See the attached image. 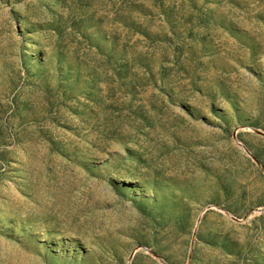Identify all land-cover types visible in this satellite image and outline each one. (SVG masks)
<instances>
[{"label": "rangeland", "instance_id": "1", "mask_svg": "<svg viewBox=\"0 0 264 264\" xmlns=\"http://www.w3.org/2000/svg\"><path fill=\"white\" fill-rule=\"evenodd\" d=\"M0 264H264V0H0Z\"/></svg>", "mask_w": 264, "mask_h": 264}]
</instances>
